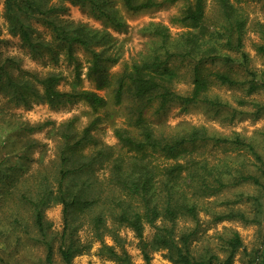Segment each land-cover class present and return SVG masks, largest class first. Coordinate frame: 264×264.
I'll return each mask as SVG.
<instances>
[{
    "label": "trees",
    "instance_id": "obj_1",
    "mask_svg": "<svg viewBox=\"0 0 264 264\" xmlns=\"http://www.w3.org/2000/svg\"><path fill=\"white\" fill-rule=\"evenodd\" d=\"M181 1L186 5L176 22L189 30L174 38L166 27L146 28L158 44L145 58L126 66L114 82L117 104L124 99L132 101V126L140 131L138 137L127 130L116 132L125 154L117 155L111 147H97L91 134L95 123L79 137L68 127L60 135L54 167L24 178V167L33 161L31 154L39 146L33 135L47 124L30 125L5 116L0 119V208L14 198L30 214L34 239L46 250L43 264H74L77 256L91 249V243L80 237L85 228L93 240L103 242L106 237L117 238L121 227L129 228L139 239L143 264H152L151 251H165L172 264H234L237 255L245 251L236 231L218 235L213 243L206 240L200 247L195 245L202 239L200 211L204 209L196 201L218 197L244 184L257 187L258 195L240 194L234 201L219 203L227 209L208 210L211 221L259 225L264 219V157L252 141L239 135H210L204 128L167 137L146 125L145 113L154 104L157 111L176 105L185 110L203 107L214 116L227 113L229 105L209 95L213 85L244 89L247 94L264 91V82H257L244 51L247 19L230 0H218L220 16L211 29L206 25V0H122V6L126 12L138 14ZM68 2L87 10L106 29H92L64 18ZM4 18L9 33L20 39L33 58L47 54L58 63L64 54L77 64L73 91L62 92L60 74L39 76L23 69L19 59L0 53V95L7 104L58 107L84 101L94 110L105 104L96 93L78 89L81 70L75 50L80 47L90 56L87 75L98 89L109 86V69L119 62L121 54L108 28L122 31L126 27L115 0H4ZM34 22L50 30L51 41L38 34ZM260 30L264 36L263 28ZM256 49L264 55V43ZM181 81L192 85L189 94L175 90ZM253 106L256 116L264 113V105ZM1 108L0 115L4 113ZM236 115L235 110L227 119L232 121ZM91 145L95 152L86 154L85 149ZM207 149L219 151L225 158L212 162L205 155ZM15 160H22V165ZM104 166L109 168L105 183L95 178L96 170ZM53 203L63 207L64 224L59 235L54 234L45 216ZM241 203L248 204L253 215L235 208ZM182 220L193 226L179 229ZM146 226L154 229L150 242L145 241ZM5 227L0 226V241L13 229L25 230L27 220L19 213ZM56 244L60 262L56 260ZM102 253H108L115 264H136L126 252L119 254L113 247L103 245ZM250 257L251 264H264V243L262 251Z\"/></svg>",
    "mask_w": 264,
    "mask_h": 264
},
{
    "label": "rangeland",
    "instance_id": "obj_2",
    "mask_svg": "<svg viewBox=\"0 0 264 264\" xmlns=\"http://www.w3.org/2000/svg\"><path fill=\"white\" fill-rule=\"evenodd\" d=\"M163 1V0H158ZM116 8L124 18L126 27L122 31H115L108 28V31L115 37L117 48L121 57L119 62L111 66L109 86L98 89L96 83L87 75L90 56L80 47L75 50V57L80 65L79 90L91 91L103 98L105 104L98 110H94L84 101L67 103L58 107H51L44 103H33L30 108L24 106L16 107L7 104V100L0 95V108L4 113L0 115L8 119H15L30 125L47 124L40 132L33 135V138L39 142L31 158L33 161L24 167V178H31L43 168L54 167L57 161L60 135L71 127L72 133L79 137L82 132L95 123L92 131L93 138L100 147H111L114 153L125 154L118 138L117 131L127 130L139 136L140 131L132 126L135 119L134 113L130 109L134 105L131 100L124 99L122 104H117L115 98V80L126 66L132 65L141 58H145L150 50L158 44V41L151 37L145 29L151 25L166 27L172 37L176 38L189 29L176 22L185 8L186 2L181 1L173 5H166L162 8L130 14L122 6V0H115ZM235 7L239 8L247 19L246 34L244 40V51L249 57V67L256 73L257 82H264V55L258 53L256 46L264 43V36L260 32V27L264 30V0H230ZM68 13L64 18L70 19L78 24L86 25L92 29H106L104 23L93 17L87 10L65 3ZM206 25L209 29L219 19V1L206 0ZM34 27L38 34L47 41L52 40L51 32L48 28L39 22H34ZM0 53L4 57H13L21 61L22 68L26 71L36 73L39 76H46L50 73L60 74L62 82L59 90L62 92H71L74 89L76 79V62L69 61L64 54L60 55L59 62L54 63L49 55L42 58H33L28 50L22 46L19 38L12 36L7 28V22L4 18V0H0ZM237 57V56H235ZM185 71V67L182 69ZM175 90L182 94H189L192 91V85L187 81H181L175 85ZM209 95L218 97L222 102L229 105V110L218 116L203 107L183 109L180 106H170L164 111H157L158 105L154 104L147 109L145 113L146 125L157 135L175 137L192 129L204 128L210 135L220 137H233L239 135L252 141L258 152L264 157V113H258L253 106L254 103L264 105V91L253 94H247L244 89H232L220 85H213ZM244 101L245 104H241ZM1 108V109H2ZM238 111L233 120L227 116L233 111ZM32 138V135L29 136ZM1 141V139H0ZM94 146L85 149L86 154L95 152ZM205 155L212 161L218 162L224 159L225 155L219 151L207 149ZM161 162L162 158L156 156ZM250 161L253 158L248 157ZM22 165V160H15ZM53 171V170H52ZM109 176V168L104 166L96 170V180L105 183ZM259 189L251 184H244L236 188L228 189L218 197L209 199H197V203L204 209L200 211L202 222V239L195 242L197 247L203 244V241L209 240L213 243L218 235H226L229 231H236L242 237L245 245V251H241L234 264H251V254L261 252L264 243V219L259 225H247L239 221H226L214 224L212 216L208 210L218 212L225 211L227 207L219 205L224 201H234L240 194L258 195ZM247 214L253 215L252 208L246 203L235 206ZM0 226L6 230L8 223L19 217V213L27 220L26 229H13L11 233L0 241V264H43L46 258V250L39 245L32 231L31 216L26 209L21 207L14 198H9L7 203L0 208ZM46 219L52 224V231L59 235L63 230V207L58 203H53L46 211ZM5 226H4V225ZM193 224L188 220L179 222V229H187ZM8 230V229H7ZM117 238L106 237L103 242L93 240L87 228L80 231V237L84 242L91 243V249L88 252L77 256L74 264H115L109 258L108 253H102L103 245L113 247L115 252L122 254L126 252L132 262L143 264L144 258L140 249V241L135 233L126 227L118 228ZM154 235V229L146 226L145 241L150 242ZM58 244H56V260L60 262L58 254ZM221 256H224L220 253ZM152 264H172L165 256V251H151Z\"/></svg>",
    "mask_w": 264,
    "mask_h": 264
}]
</instances>
